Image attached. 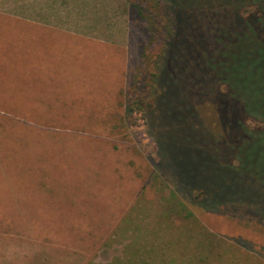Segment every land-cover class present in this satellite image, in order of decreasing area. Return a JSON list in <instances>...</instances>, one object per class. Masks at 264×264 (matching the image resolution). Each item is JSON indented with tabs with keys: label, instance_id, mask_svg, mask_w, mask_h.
I'll use <instances>...</instances> for the list:
<instances>
[{
	"label": "rangeland",
	"instance_id": "rangeland-1",
	"mask_svg": "<svg viewBox=\"0 0 264 264\" xmlns=\"http://www.w3.org/2000/svg\"><path fill=\"white\" fill-rule=\"evenodd\" d=\"M127 16V45L80 44L55 81L62 93L0 78V106L23 107L0 109V264H264V227L182 188L173 197L178 172L149 112L126 116L148 42L136 10ZM197 114L214 123L209 108ZM177 201L196 225L170 214Z\"/></svg>",
	"mask_w": 264,
	"mask_h": 264
},
{
	"label": "trees",
	"instance_id": "trees-1",
	"mask_svg": "<svg viewBox=\"0 0 264 264\" xmlns=\"http://www.w3.org/2000/svg\"><path fill=\"white\" fill-rule=\"evenodd\" d=\"M127 4L148 42L125 114L149 112L160 150L178 172L168 177L171 195L182 188L184 198L203 200L211 212L264 227V0ZM208 108L214 123L207 126L196 119ZM170 214L198 223L181 201ZM237 246L263 258L264 246Z\"/></svg>",
	"mask_w": 264,
	"mask_h": 264
},
{
	"label": "crops",
	"instance_id": "crops-1",
	"mask_svg": "<svg viewBox=\"0 0 264 264\" xmlns=\"http://www.w3.org/2000/svg\"><path fill=\"white\" fill-rule=\"evenodd\" d=\"M127 11V0H0V78L22 79L26 93H62L55 81L69 76L80 44L127 45Z\"/></svg>",
	"mask_w": 264,
	"mask_h": 264
}]
</instances>
